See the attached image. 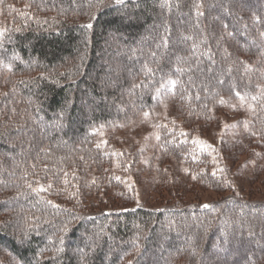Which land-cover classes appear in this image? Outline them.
<instances>
[{"label": "trees", "instance_id": "1", "mask_svg": "<svg viewBox=\"0 0 264 264\" xmlns=\"http://www.w3.org/2000/svg\"><path fill=\"white\" fill-rule=\"evenodd\" d=\"M29 1L42 13L46 14L45 11H48L66 19L70 14H91V10L95 14L85 24L75 23L70 19L66 23L57 19L51 23H42L39 19H30L33 15L28 12L14 11L12 15L18 24L8 27L4 34H0V69H7L8 74L15 76L17 89L14 95L1 102L0 111L4 106L10 110L12 102L19 99V103H22L20 116L25 117V122L20 127L4 125L0 129V158L9 157L6 168H9L8 175L12 179L7 182L9 185L4 190L14 191L9 198L0 196V218L4 217L0 223V249L12 255L17 264H77L78 257L72 256L61 243L82 247L83 243L77 241L83 230L87 232L84 241L95 247L86 256L87 264H101V256L108 253L112 254V264H122L137 255L141 248V243L137 240L143 237V233L156 219V224L143 243V249L147 252L159 249V244L155 243V235L159 231L160 238L163 239L172 238L175 241L181 235L185 238L183 243L176 244L181 247L165 264H209L206 263L205 253H200L202 248L213 247L215 253L227 256L237 246L236 237L242 235V230L249 233L247 240H257L264 248V202L254 204L235 197L216 206L203 205L198 208L183 207L153 212L137 205L77 217L67 207H62L51 199L45 186L35 185L31 181L33 175L27 169L28 160L47 151L50 152L49 156L59 153L63 158H72L77 152H82L94 159V162L109 166L108 159L112 155L105 146L97 143V135L101 128L120 122L125 114H119V108L114 104L108 105L100 101L94 106L97 111L91 115L92 120H88V113L79 104L84 97L93 95L117 97L113 91L108 92L107 83L102 84L100 79L99 82L89 83L85 73L96 65V56L110 32L120 36L126 34L124 51H129L137 41L136 32L141 28L127 19L111 17L112 12L124 6L132 14L140 12V22L143 21L145 27H156L150 33L151 44L158 45L171 40L168 51H152L157 59L149 65L144 64L145 69L136 65L147 58L151 49H144L141 45L135 47L136 55L132 61L135 68L130 78L137 81L136 90L129 87L128 79L122 84L123 89L129 87L133 91L132 104L149 109L161 103L164 98H173L189 112L201 111L202 115L208 117L212 104L218 98L247 100L257 108V132L264 136V72H260L264 67V0H240L245 5L244 8L232 0ZM252 6L257 7V10H252ZM212 8L215 9L213 14ZM177 16L184 19V27L176 23ZM213 16L220 18L214 28L210 22ZM258 22L261 26L254 28L253 24ZM230 36L233 37L231 45L228 42ZM244 38L249 41L243 42ZM168 52L170 53L167 54ZM14 53L19 54L20 58H12ZM177 56L179 63L175 60ZM27 60H31V63L24 64ZM210 63L215 64V67L211 69ZM188 75H191L194 82H189ZM201 80L208 83L205 90L197 88ZM170 81H176L174 87L170 85ZM137 97L142 100L137 101ZM64 110L72 120L65 121L64 127L70 131V134L65 135L55 129L56 122L52 123L53 115L61 118ZM79 117L85 120L80 125L82 128L73 123ZM47 125L51 130L42 134L40 128ZM17 132L30 135L28 144L20 142L27 146L25 148L23 145L21 150L9 142ZM192 142L187 135L181 138L178 134L170 135L168 132L165 133V138H160V145H164L168 152L173 151V156L189 165L192 173L194 170L199 171L198 175L205 173L201 184L217 188L223 186L224 182H228L227 171L212 173L210 169L204 170L208 167L207 164L202 168L196 167L203 166L201 163L207 159L208 153L201 152L199 148L198 156L188 155L190 152L187 147H192ZM258 143H261L260 137ZM52 168L59 171L63 167L53 163ZM53 171L42 175L52 176ZM198 175L194 180L198 179ZM109 180L118 181L112 176ZM83 185L85 184H82V188ZM2 188L3 185L0 184V193L4 191ZM236 219L240 224H235ZM75 220L78 221L75 222L76 225ZM111 220L112 229L108 234L118 243L112 251L108 249L106 239L98 234L99 228L97 232L89 231L96 229L91 224L92 221H100L99 223L107 226V222ZM14 221L19 226L18 231L27 236V247L24 249L19 248L14 234H8L10 230H16L13 228ZM134 222H137V228L132 226ZM85 223L90 224L89 230L84 228ZM70 224L75 226L69 227ZM243 225L247 228H241ZM49 231L56 238L50 249L42 246L39 241L40 238L48 239ZM142 257L144 259L145 255L142 254ZM0 264L6 263L0 261ZM253 264H264V255Z\"/></svg>", "mask_w": 264, "mask_h": 264}, {"label": "rangeland", "instance_id": "2", "mask_svg": "<svg viewBox=\"0 0 264 264\" xmlns=\"http://www.w3.org/2000/svg\"><path fill=\"white\" fill-rule=\"evenodd\" d=\"M232 1L243 8L245 6L240 0ZM255 6H252L254 11L257 10ZM127 10L126 6L117 8L111 13V17L113 19H127L128 22L141 28L140 31L136 32L137 41L129 48V51H124L123 48L127 44L126 34L120 36L110 32L103 43L102 50L96 56V65H93L85 73L89 83L99 82L100 79L102 84L107 83L108 92L112 93L113 91L117 97H106L107 95L103 94H101V97L93 95L84 97L79 104L83 111L88 113L86 114L88 120H92L93 117L91 115L97 111L94 106L100 101L108 105L114 104L115 107L119 108V114H125L120 122L117 121L101 128L97 135V143L105 146L112 155L108 159L109 166H102L94 162V159L89 158L82 152H77V155L72 158H63V155L59 153L55 154L56 156L54 154L49 156L50 152L47 151L31 161H27V169L31 171L29 174H32L34 179H31V181L35 185L45 186L51 199L62 205V207H67L77 217H81L83 214L102 213L107 209L133 208L137 205L153 212L183 207L185 209L198 208L203 205L216 206L220 202L223 203L235 197L254 204L264 202V136L257 132L258 127L255 123L257 108L251 102L240 99L223 100L218 98L217 102H214L216 104L213 103L212 107L210 106L211 110L208 117H206L207 115H202L201 111L189 112L186 108H182L173 98H164L161 103L155 104L149 109H142L136 107V104H132L134 93L130 88L136 90L135 85L137 84L135 79L131 80L130 78L133 76L131 73H133L135 68L132 65L136 55L135 47H140L141 45L144 49H151V52L147 54V58L136 65V67H143L144 64L149 65V63L157 59V56L152 52L153 50L168 51L171 46V40L158 45L151 44L150 33L156 27H153V25L145 27L143 21L140 22V12H137V15L136 12L132 14L131 11ZM14 11L28 12L33 15L29 17L30 19H39L42 23H51L56 19L66 23L70 19L72 22L85 24L95 14L94 10H91V14L85 15L73 13L75 15L70 14L71 16L66 19L48 11H45L46 14L42 13L39 8L31 5L29 0H0V34H4L8 27L18 24L12 15ZM211 12V14L215 13V9L212 8ZM219 21L220 18L212 17L210 22L213 28L217 26ZM176 23L184 27V19L178 16L176 17ZM99 25L98 27H100ZM259 26H261L259 22L253 24L254 28ZM232 38L231 36L229 39L227 38L230 45ZM246 41H249V39L244 38L243 42ZM18 57L20 58L17 53L12 56V58L17 59ZM178 58L179 56L175 60L179 63L180 59ZM9 59L11 58L9 57ZM30 63L31 60H27L24 64ZM209 67L212 69L215 64L210 63ZM6 70L2 71L0 69V104L6 97L14 95L17 91L15 76L12 77ZM86 71L87 69H85ZM261 71L264 72V67ZM188 76L190 77L189 82H194L191 75ZM127 79L129 80L130 88L123 89L122 84ZM207 86L208 83L204 82V80L197 84V88L201 87L199 88L201 90H205ZM139 100H142V98L138 99L137 97V101ZM12 103L10 110L4 106L2 112L0 111V129L4 125L6 127L11 125L20 127V124L23 121L25 122V117L20 116L22 114V103H19V99ZM145 113H147V116ZM52 118L54 119L52 123L56 122L55 129L58 132L63 135L70 134V131L64 127L65 121L67 122L69 119L66 111L61 118L59 115H53ZM69 121L72 122L71 119ZM73 121L78 128H82L80 125L85 122L83 117ZM49 130L51 129L48 125L40 128L42 134H46ZM167 132L170 135L178 134L181 138L185 137V135L189 136L195 143L193 144L192 142V147H187L190 152L188 155L198 156L199 148L202 150L201 152L205 151L208 153L207 159L203 161L204 163H201L203 166L196 167L202 168L207 164L208 167L204 170L210 169L212 173L227 171L228 182H224L223 186L218 188L213 185L201 184L206 176L205 173L198 175L199 171L194 172L195 170L192 173L190 171L191 167L177 160L173 156L174 152L171 149V152H168L164 145H160V138H165V133ZM259 137L260 144L258 143ZM28 139H30V135H21L17 132L10 138L9 142L16 145L18 150H21L24 144L21 145L20 142L25 141L24 143L28 144ZM54 150L53 153H55ZM8 158H0V184L3 185V190L7 189L9 185L7 182L12 180L8 175L9 168H6ZM55 158L56 160H54ZM53 163L63 168L55 171L52 168ZM51 171L54 172L52 176L42 175L44 173L51 174ZM197 175L199 176L198 179L194 180ZM110 176L116 177L118 181L109 182ZM82 184H85L83 188ZM13 192L4 190L0 193V196L9 198L10 195H13ZM2 218L4 217L0 218V223H2ZM156 220L151 223L145 234L143 233V237L137 240V242L141 243V248L137 255L132 258V262L125 260L126 263L129 261L130 264H165L167 259L179 249L178 247H181L179 245L176 246V244L184 242L185 238L183 235H176L178 238L174 241L172 238H160L161 232L159 231L155 235V243L159 244V249L151 251L148 249V252L143 249L147 234H149L152 226L156 224ZM112 221L107 222V226L104 223H99L100 221H92L91 224L96 227V229L93 228L92 230H89V223L83 225L89 231L94 230L97 232L99 228L98 234L106 239L108 249L111 251L115 246H118L115 238L108 234L109 230L112 229L110 227ZM229 223H231L230 220ZM235 224H240V222L236 219ZM72 225L74 224H70L69 227ZM132 226L137 228V222L132 223ZM243 226L241 228H247L245 225ZM13 228L16 230H10L8 234H14L18 240L19 248L24 249L27 247L25 243L27 236L18 231L19 226L15 221L13 222ZM95 232L94 234H96ZM241 232L242 235L240 234V236L236 237L237 246L231 249V253L229 252L227 256H220L217 252L215 253L213 247L207 248L204 246L200 253L201 255L205 253L206 263H256L257 259L264 255V248L261 247L257 240H247L249 233L244 230ZM49 234L50 237L48 239H39L42 246L48 249L52 247V242L56 239L55 234L50 231ZM86 237L87 232L82 230L79 234V241H77V243H83L82 247L76 244L63 245L61 243V246H66L65 248L72 256L78 257L77 264H87L86 256L91 254V250L95 248L94 244L84 241ZM174 245L177 248H173ZM142 254L145 255L144 259ZM111 257V253L104 255V257L101 256V264H112L113 260ZM0 261H4L6 264H17L12 255L4 253L1 249Z\"/></svg>", "mask_w": 264, "mask_h": 264}, {"label": "snow or ice", "instance_id": "3", "mask_svg": "<svg viewBox=\"0 0 264 264\" xmlns=\"http://www.w3.org/2000/svg\"><path fill=\"white\" fill-rule=\"evenodd\" d=\"M118 2H122V0H118ZM88 27H91V25H88ZM169 83L172 87H174L176 84V81H170ZM157 92H159V89H157ZM145 115L147 116V113H145ZM41 190H43V189H41ZM204 207H208V205H205Z\"/></svg>", "mask_w": 264, "mask_h": 264}]
</instances>
